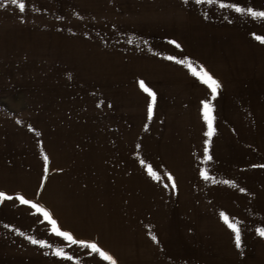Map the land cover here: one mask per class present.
Instances as JSON below:
<instances>
[{"label":"rangeland","instance_id":"1","mask_svg":"<svg viewBox=\"0 0 264 264\" xmlns=\"http://www.w3.org/2000/svg\"><path fill=\"white\" fill-rule=\"evenodd\" d=\"M24 3L0 0V191L13 197L0 201V264H110L16 193L117 264H264V19L221 7L264 0ZM169 56L203 65L218 94ZM141 79L157 93L151 119Z\"/></svg>","mask_w":264,"mask_h":264},{"label":"snow or ice","instance_id":"2","mask_svg":"<svg viewBox=\"0 0 264 264\" xmlns=\"http://www.w3.org/2000/svg\"><path fill=\"white\" fill-rule=\"evenodd\" d=\"M17 2H18V0H11V3H13V4H17ZM202 2H204V0H196V3H198V4L202 3ZM207 2L211 3L212 0H207ZM18 7H19L21 12H23L25 10L26 5L24 3V0H19ZM221 7L233 8L238 13L247 12L249 15H251L254 18L264 19V10H256L252 7L245 8V7H241L239 4H235V3L226 4V5L222 4ZM253 35L255 36V39L264 43V36H258V35H255V33H253ZM171 43L174 44L177 48L181 47V45L179 43H177V41H175V40L171 41ZM167 58L169 60L176 61L177 63L182 64V65L186 64L188 69L192 72V75L197 77L204 85L207 86L208 89H210L211 95L213 97H215L218 94V89H220L222 87L221 82L217 78H215L210 72H208L207 69H205L203 65H200L199 70H197V68L193 66V62L191 60H189L188 58L178 59L176 56H169ZM138 83H139L140 88L150 97V101L147 105V116H148V119H151L153 116V109H154V106L156 103L157 93L151 87H149L148 84H146L143 79L139 80ZM201 103L203 105V108H202L203 119L205 120V122L207 123V126H208V131L205 133V135L208 137H211L215 132V128L213 126V121L215 119V116L213 114L214 106L207 99L201 101ZM145 127H147V125H145ZM37 134L39 135V133H37ZM205 143L207 144L208 141H205ZM137 147H139V145H137ZM205 152L207 153V148H205ZM207 159L211 160L212 157L209 155L207 157ZM44 162H45V171H47V165L49 162V157L46 154L44 155ZM140 163L143 164L144 161L141 160ZM261 167H264V165H261ZM147 171H148V174L150 176H152L154 179H157V180L160 179V176L158 175L157 172H155L153 170L151 165L148 166ZM201 175L206 180L211 178L207 171L201 172ZM168 178L172 179L171 174L168 175ZM224 183L232 184L233 182L232 181H224ZM172 187L175 188V183L172 184ZM240 191L243 192V191H245V189L241 188ZM15 198L17 200H19L22 204L30 205L31 208L35 209L37 213L42 214L44 219L52 225L51 230L55 235L63 237L65 240L70 241L73 244L81 245L85 248L91 249V251L93 253H98L99 256L103 258V260L109 261L110 264H117L116 259L109 252L105 251L102 247H100V245L96 241L85 240V239H76L71 232L61 230L57 221L55 219H53L51 212L47 208L42 206L41 204L34 202L33 200L27 199L24 195H22L20 193H16ZM4 199H13V197L9 196L7 193H5L3 191H0V201H2ZM220 216L225 221V223L228 225V227L230 229H232V231L234 232L236 247L240 248L241 247L240 228L238 227V225L235 222H232L230 220L229 216L226 213L221 212ZM17 231H19V229H17ZM257 231H258L260 236L264 237V228L257 229ZM20 234L23 235L22 232ZM27 239L33 244H38L41 246L50 247V245L48 244V242L46 240L35 239L32 236H28ZM152 239L155 241L157 239V237L155 235H152ZM56 255L60 256V257L67 258V259H72V257L69 256L67 252H65L59 248L56 250Z\"/></svg>","mask_w":264,"mask_h":264}]
</instances>
